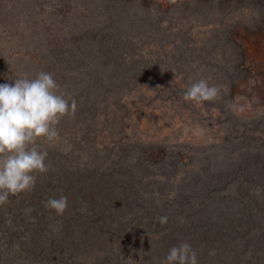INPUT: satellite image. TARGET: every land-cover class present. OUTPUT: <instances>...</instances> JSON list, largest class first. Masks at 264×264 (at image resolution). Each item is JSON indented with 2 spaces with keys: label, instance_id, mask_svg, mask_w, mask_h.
Returning a JSON list of instances; mask_svg holds the SVG:
<instances>
[{
  "label": "rangeland",
  "instance_id": "1",
  "mask_svg": "<svg viewBox=\"0 0 264 264\" xmlns=\"http://www.w3.org/2000/svg\"><path fill=\"white\" fill-rule=\"evenodd\" d=\"M40 71L77 105L57 126L55 146L70 151L64 170L98 169L97 178L67 184L49 163L50 144L38 140L49 171L25 195L38 191L33 202L47 211L12 233L24 194L0 206V264H165L173 246L196 250L208 237L192 232L177 195L184 176L204 172L213 203H201V221L228 234L198 264H264V0H0V83ZM201 79L219 97L185 101ZM243 178L255 180L248 196L237 192ZM65 189L68 207L57 215L44 199ZM241 194L252 204L245 212ZM142 205H153L157 224ZM127 222L141 228L136 241L123 235Z\"/></svg>",
  "mask_w": 264,
  "mask_h": 264
},
{
  "label": "clouds",
  "instance_id": "2",
  "mask_svg": "<svg viewBox=\"0 0 264 264\" xmlns=\"http://www.w3.org/2000/svg\"><path fill=\"white\" fill-rule=\"evenodd\" d=\"M219 92L201 79L187 88L183 99L199 105L215 101ZM76 107L75 99L51 73L40 71L34 77L25 73L12 83H0V206L10 196L33 190L37 175L49 171L48 152L37 141L53 143L60 121L74 116ZM45 206L62 215L68 207L67 197L49 198ZM159 222L167 223V217H160ZM165 264H198L197 253L183 242L170 249Z\"/></svg>",
  "mask_w": 264,
  "mask_h": 264
},
{
  "label": "trees",
  "instance_id": "3",
  "mask_svg": "<svg viewBox=\"0 0 264 264\" xmlns=\"http://www.w3.org/2000/svg\"><path fill=\"white\" fill-rule=\"evenodd\" d=\"M105 90L107 92H110L107 89H105ZM90 99L94 100L98 103H100L102 101L100 98L96 99V98L91 97ZM41 141H44V140H41ZM55 142L56 141H54L53 143H51L49 145V146H51L50 147L51 155H50L49 163L51 164L52 167L57 165V167L62 168V171L59 172L61 179L64 180L67 184H72V183L76 184V183H84V182H87L88 185L93 184V178H97L96 174L98 173V169L93 170L94 175H92L91 173H90V175H88V173L86 172L84 177L81 174L80 175L76 174V175L70 176L68 173H66V170H64V164L67 161H70V156H69L70 151L64 152L62 150V145L59 144L56 147L54 144ZM48 160H49V157L45 161L46 164H48ZM252 164H254L253 167H256V164L259 165L256 162H254ZM114 170L113 169L109 170L107 172V174L105 175V177L113 176V174H115ZM52 175H53V172H52ZM89 176H90V178H89ZM191 176H190V174H187L186 176H184V179H182V181L180 182V184H179L180 186H178V187L180 189L187 188V190H185V191L180 190L179 191V188H177L178 192L177 191L176 192H177L178 197H180L178 202L181 205V207H183L182 208L183 212L184 211L186 212L187 209H189V213L185 217L187 220L190 219L189 222L193 225L192 232L195 234L201 235V236H208L207 237L208 239L205 237L199 238L198 242H194L197 246V249L194 251L197 253V255L202 256L204 251H205L204 248L206 249L208 247V245L211 244L208 248V252L206 253V255H208L209 252L212 250L216 253V250L218 251V248H219V244L217 242H219V241L221 242L222 238L227 236L228 230H226L223 225H217V223H215V221L211 222L212 225L215 224L214 228L211 225H207L201 221L202 214H203V217H205V213L203 212V207H205V206L201 205V203L203 204L205 202H208L207 205H211L213 203V201H211L209 199V193L212 192L213 190H212V188H210L211 185H209L211 182L208 179L209 176L207 177V174L205 172L198 175V177L197 176L191 177ZM219 178L221 180H225L229 177H224L223 175H219ZM253 181H255V180H253V179H247L246 180L245 178H243V180L241 182H239V187L237 189L239 191H237V192L238 193H244L245 196H248V194H249L248 192L254 191V188L252 187ZM232 182H233V179L231 181H229L228 183L230 184ZM242 185H248L247 186L248 188L246 190H244ZM125 189H127V187H125L123 190H125ZM63 192H64L63 196L67 197V201L69 202L70 194H69L68 189H65ZM21 194H24V196H23V198H20V197L17 198L20 202L17 203V205L15 206V208L13 210H11V214H10L11 218H9V220L12 221V223H11L12 224L11 225L12 226V229H11L12 233H15V231L20 232L19 229L26 227L29 224L28 223L29 221H31L32 219H34V220L38 219L40 214L41 215L44 214V213L43 214L41 213L42 210L44 212L47 211L45 207L43 208L40 205H36V202H33V198L39 194L38 191L37 192H31V194L26 193V195H25V192H22L19 195H21ZM131 196L132 195H129V197L126 199L127 200L130 199ZM58 197H61V196H58ZM255 197H256V195H255ZM46 198H47V196H46ZM46 198L44 199L45 202L48 201V198L47 199ZM137 199L139 200V198H135L132 201H133L135 208H136V206L138 208H140L139 205H137V203H139V202H137ZM238 200L240 201V207L242 208V211L243 212L248 211L249 207L252 204L248 203L249 205H247L246 204L247 199L242 194L239 195ZM261 200H263V198H261ZM261 200H260V198H258L257 201L253 202V205L261 206V203H260ZM133 204L128 207V208H131V211H133ZM38 206H40L41 209ZM152 206L151 205L146 206V208L149 209L146 211L142 205L141 212H143L144 214L140 213V215H143L144 217H146V219L151 220V222L153 224H157L158 222H157L156 218H150L151 217L150 209ZM135 208H134L135 215H131V217L137 216V214H136L137 211ZM88 209H89L88 213H90V212L93 213L91 208L88 207ZM86 212H87V210L84 211L85 216L87 214ZM101 216H104L105 218H107V216H105L103 214H101ZM192 220H194V221H192ZM197 220H200L201 225H199L198 223L195 222ZM107 221L110 224L115 225V221H112L110 218H107ZM132 223L133 222H127L126 223L127 225L123 229V231H124L123 235L126 233H128L129 236L133 235L134 241H136V237L138 238V236L141 234V232H140L141 228L138 230L139 231L138 232L137 229L132 226ZM185 226H186V224H185ZM16 229H18V230H16ZM210 232H211V234H213L215 236L213 241H210V237H209ZM211 238H212V236H211ZM130 244H131V242H130ZM135 244L136 243H134L133 246H135ZM163 257H159V261L161 259H163Z\"/></svg>",
  "mask_w": 264,
  "mask_h": 264
}]
</instances>
